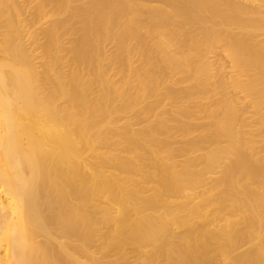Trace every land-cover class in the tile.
<instances>
[{"label": "bare ground", "instance_id": "bare-ground-1", "mask_svg": "<svg viewBox=\"0 0 264 264\" xmlns=\"http://www.w3.org/2000/svg\"><path fill=\"white\" fill-rule=\"evenodd\" d=\"M0 264H264V0H0Z\"/></svg>", "mask_w": 264, "mask_h": 264}, {"label": "rangeland", "instance_id": "rangeland-1", "mask_svg": "<svg viewBox=\"0 0 264 264\" xmlns=\"http://www.w3.org/2000/svg\"><path fill=\"white\" fill-rule=\"evenodd\" d=\"M108 47H109V48H112L111 45H109ZM168 103H169V102H168ZM168 103H167V105H168ZM167 105H166V107L169 106L168 108H170V105H168V106H167ZM124 121H125V119L123 120V122H124ZM136 127H138V126H136Z\"/></svg>", "mask_w": 264, "mask_h": 264}]
</instances>
